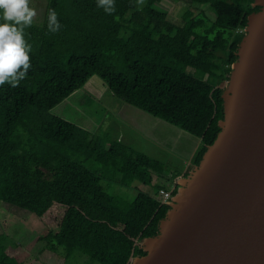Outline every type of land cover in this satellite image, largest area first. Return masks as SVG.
I'll return each instance as SVG.
<instances>
[{
  "label": "trees",
  "instance_id": "16d2710c",
  "mask_svg": "<svg viewBox=\"0 0 264 264\" xmlns=\"http://www.w3.org/2000/svg\"><path fill=\"white\" fill-rule=\"evenodd\" d=\"M162 1L115 0L109 15L97 0H47L44 20L25 30L32 46L27 78L0 87V200L39 217L65 206L59 230L42 240L67 256L76 250L100 264H130L145 255L142 240L158 234L171 208L163 193L175 195L177 180L200 163L221 130L222 94L249 15L261 7L255 0H177L189 3L179 24ZM49 9L62 25L56 33L48 31ZM93 76L127 103L200 139L184 172L167 173L161 161L119 138L105 148L99 135L54 112L87 91ZM154 180V190L133 199L103 184ZM7 247L0 235V264H28Z\"/></svg>",
  "mask_w": 264,
  "mask_h": 264
},
{
  "label": "water",
  "instance_id": "95a60500",
  "mask_svg": "<svg viewBox=\"0 0 264 264\" xmlns=\"http://www.w3.org/2000/svg\"><path fill=\"white\" fill-rule=\"evenodd\" d=\"M222 94L221 130L130 264H264V0Z\"/></svg>",
  "mask_w": 264,
  "mask_h": 264
},
{
  "label": "rangeland",
  "instance_id": "374dc122",
  "mask_svg": "<svg viewBox=\"0 0 264 264\" xmlns=\"http://www.w3.org/2000/svg\"><path fill=\"white\" fill-rule=\"evenodd\" d=\"M46 3L47 0H31V5L38 12L35 24L41 23V17L44 20ZM188 5L185 1L163 0V7L160 6L169 9L170 19L180 24ZM203 8L207 9L206 6ZM89 93L90 95L84 88L76 91L72 98L55 107L54 112L87 127L92 134L99 135L105 148L112 139L122 135L124 142L133 149L161 161L167 173L184 172L187 169L201 144L198 137L127 103L108 87L98 95ZM134 127L141 130L137 131ZM156 182L154 180V184L149 186L135 182L132 187L109 184L106 181L103 184L111 194L133 199L139 191L154 190ZM65 210V206L55 204L39 217L0 200V235L6 237L8 253L28 264H100L76 250L67 256L62 247L56 246L57 250H53L51 244L42 240L49 231L59 230Z\"/></svg>",
  "mask_w": 264,
  "mask_h": 264
},
{
  "label": "clouds",
  "instance_id": "9594fccd",
  "mask_svg": "<svg viewBox=\"0 0 264 264\" xmlns=\"http://www.w3.org/2000/svg\"><path fill=\"white\" fill-rule=\"evenodd\" d=\"M143 5L144 0H137ZM97 7L111 15L115 12V0H97ZM38 12L31 0H0V87H18L32 68V46L28 43L26 29L35 22ZM62 25L55 9L48 11V31L56 33Z\"/></svg>",
  "mask_w": 264,
  "mask_h": 264
},
{
  "label": "crops",
  "instance_id": "0c3cea01",
  "mask_svg": "<svg viewBox=\"0 0 264 264\" xmlns=\"http://www.w3.org/2000/svg\"><path fill=\"white\" fill-rule=\"evenodd\" d=\"M99 88V89H98ZM106 86L104 84V82L98 77V76H93L86 84L85 89L91 93H94L95 95H98L100 93L101 90H106ZM99 99V98H98ZM137 131L141 130L139 128L134 127ZM119 139L124 138V136L120 135L118 137ZM129 138L132 140L131 135L129 136ZM144 138L146 140H148V138L146 137V135H144ZM123 140V139H122ZM124 141V140H123ZM110 145V144H109ZM108 145V146H109ZM190 163V162H189ZM188 164V163H187Z\"/></svg>",
  "mask_w": 264,
  "mask_h": 264
},
{
  "label": "built area",
  "instance_id": "2783aa9c",
  "mask_svg": "<svg viewBox=\"0 0 264 264\" xmlns=\"http://www.w3.org/2000/svg\"><path fill=\"white\" fill-rule=\"evenodd\" d=\"M163 194H164V200H165L167 203H169L170 200H171V198H172L171 194H170L169 192H165V193H163Z\"/></svg>",
  "mask_w": 264,
  "mask_h": 264
}]
</instances>
